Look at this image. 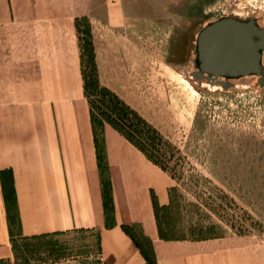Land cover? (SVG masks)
I'll return each mask as SVG.
<instances>
[{
    "label": "crops",
    "instance_id": "1",
    "mask_svg": "<svg viewBox=\"0 0 264 264\" xmlns=\"http://www.w3.org/2000/svg\"><path fill=\"white\" fill-rule=\"evenodd\" d=\"M184 17L185 0H0V262L16 236L85 230L101 264H264V240L159 237L153 203H166L168 177L113 127L95 140L83 29L99 46Z\"/></svg>",
    "mask_w": 264,
    "mask_h": 264
},
{
    "label": "rangeland",
    "instance_id": "2",
    "mask_svg": "<svg viewBox=\"0 0 264 264\" xmlns=\"http://www.w3.org/2000/svg\"><path fill=\"white\" fill-rule=\"evenodd\" d=\"M222 17L264 27V0H185L184 19L167 33L124 34L120 43L111 36L98 46L86 27L79 35L95 140L104 125L113 127L169 179L166 203H153L162 238L264 240V84L246 76L221 89L189 74L198 31ZM260 64L264 73V49ZM0 264L101 262L95 233L73 230L16 236L11 257Z\"/></svg>",
    "mask_w": 264,
    "mask_h": 264
},
{
    "label": "water",
    "instance_id": "3",
    "mask_svg": "<svg viewBox=\"0 0 264 264\" xmlns=\"http://www.w3.org/2000/svg\"><path fill=\"white\" fill-rule=\"evenodd\" d=\"M264 49V27L253 19L222 17L204 25L195 38L194 69L189 73L198 82L226 89L233 83L221 77L255 75L264 84L260 65Z\"/></svg>",
    "mask_w": 264,
    "mask_h": 264
},
{
    "label": "trees",
    "instance_id": "4",
    "mask_svg": "<svg viewBox=\"0 0 264 264\" xmlns=\"http://www.w3.org/2000/svg\"><path fill=\"white\" fill-rule=\"evenodd\" d=\"M84 87V86H83ZM119 132V131H118ZM128 142H130L137 150H139V151H141V149L140 148H138L131 140H130V138H128V137H126L124 134H122V133H120ZM98 145V144H97ZM147 159L150 161V162H152L154 165H158L159 166V163L155 160V159H152V158H150V157H148L147 156ZM159 168L163 171L164 170V168H163V166L162 165H160L159 166ZM103 187H104V189L106 188V186H105V184H103ZM124 229L126 230V227H124ZM159 230V229H158ZM159 237H161V236H159ZM162 238V237H161ZM139 244V243H138ZM140 245V247H141V250L143 251V254L144 255H146V250L141 246V244H139Z\"/></svg>",
    "mask_w": 264,
    "mask_h": 264
},
{
    "label": "flooded vegetation",
    "instance_id": "5",
    "mask_svg": "<svg viewBox=\"0 0 264 264\" xmlns=\"http://www.w3.org/2000/svg\"><path fill=\"white\" fill-rule=\"evenodd\" d=\"M260 58H261V55H260ZM260 61V60H259ZM261 65V64H260ZM261 70H262V74L263 73V69H262V66H261ZM247 76H255V75H247ZM240 77H246V76H237V77H221V79L225 80V81H229V80H233V79H236V78H240ZM256 77V76H255ZM256 81H257V77H256ZM263 85V84H262Z\"/></svg>",
    "mask_w": 264,
    "mask_h": 264
}]
</instances>
